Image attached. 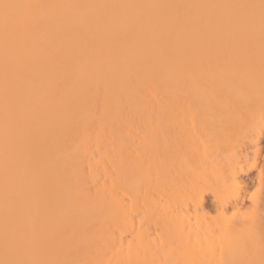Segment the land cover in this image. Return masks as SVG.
Segmentation results:
<instances>
[{"label":"bare ground","instance_id":"6f19581e","mask_svg":"<svg viewBox=\"0 0 264 264\" xmlns=\"http://www.w3.org/2000/svg\"><path fill=\"white\" fill-rule=\"evenodd\" d=\"M263 135L264 0H0V264H264Z\"/></svg>","mask_w":264,"mask_h":264},{"label":"rangeland","instance_id":"374dc122","mask_svg":"<svg viewBox=\"0 0 264 264\" xmlns=\"http://www.w3.org/2000/svg\"><path fill=\"white\" fill-rule=\"evenodd\" d=\"M258 144L259 145H256L257 151L254 150V148L256 149V146L251 147L253 150H250L249 148L245 149V146H243V148L237 149V154L239 152H240V154L242 153L240 157H243L242 155L246 154L247 158L244 157L242 162H241V164L243 163L242 165H245L244 166L245 169L246 168L250 169V167L252 166L253 163L256 165V167L252 168L246 176L242 177L244 183H242L243 185L241 186L242 190L239 189L240 192L239 191L238 192L241 194L240 196L243 200V204H242L243 208L241 207L242 210H240L239 212H241L240 214H242V212H243V215H246V216H248V215L251 216V214H253L252 216H254V214H255V216H258V215L261 216L260 214L262 213V217H264V214H263L264 213V135ZM238 156H239V154H238ZM225 158H226L225 156H222L221 157L222 163H220V162L216 163V165L218 164V166L215 165L216 167H218V169L215 168L216 170H220L219 166L222 169V164L226 163V165H227V159H226V162H224ZM241 159L242 158H240V160ZM225 169H226V167H224V170ZM210 197H211L210 195H207V198H208V200H207L208 201L207 202L208 203L207 211L209 212V215L213 217L216 215V208L214 207ZM254 212H256L258 214L254 213ZM151 253L153 254V252H151ZM156 255L157 254H155V255L153 254L152 256L156 257ZM144 257H147V256H144ZM151 259H153V257L150 258V261H149L150 263H151ZM143 260L145 261L146 259H143ZM147 260H148V258H147ZM153 260L156 261L157 259H153ZM155 261H153V262H155ZM146 262H144V263L148 264ZM140 263H142V261Z\"/></svg>","mask_w":264,"mask_h":264}]
</instances>
